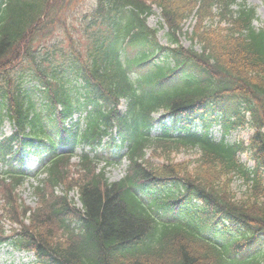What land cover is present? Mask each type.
Instances as JSON below:
<instances>
[{
    "label": "trees",
    "instance_id": "obj_1",
    "mask_svg": "<svg viewBox=\"0 0 264 264\" xmlns=\"http://www.w3.org/2000/svg\"><path fill=\"white\" fill-rule=\"evenodd\" d=\"M83 1L0 0V122L15 128L0 142L2 216L20 226L5 236L0 218V246L32 252L37 264H264V26L253 25L255 9L247 0L236 10L238 0H89L81 15ZM154 8L166 47L148 26ZM85 111L80 129L70 121ZM160 112L179 129L155 119ZM213 112L225 133L252 129L249 143L212 142ZM113 131L128 168L111 183L97 151ZM35 142L48 157L31 208L19 196L29 178L20 154ZM181 154L195 159L176 162Z\"/></svg>",
    "mask_w": 264,
    "mask_h": 264
},
{
    "label": "rangeland",
    "instance_id": "obj_2",
    "mask_svg": "<svg viewBox=\"0 0 264 264\" xmlns=\"http://www.w3.org/2000/svg\"><path fill=\"white\" fill-rule=\"evenodd\" d=\"M83 6L81 7V15L86 13L87 8L91 5V2L89 0L83 1ZM247 4L256 9V13L258 16V21L255 23L256 28H261L264 25V0H247ZM79 10V9H78ZM160 21L158 11L155 12V15L150 17L148 20V25L151 28L158 27V23ZM190 23H188L185 27V30L190 28ZM159 39L163 45L167 44V40L165 37V31H160L159 33ZM182 44L186 47L189 48L191 45L190 41L186 39L185 37H182ZM198 49V47H196ZM201 127H197L198 130H200ZM213 137L217 140H219L220 136V131L219 128H215L214 130ZM157 130H154L153 133H156ZM12 133V128L9 124L8 121H5L1 126H0V140L4 137L9 136ZM252 132L249 130H239L232 135H230L227 140L229 142H234V141H240V140H245L247 141ZM45 157V153L42 152L40 149L37 147H33L31 149H28L24 153V162L26 169L28 170L29 173L33 174L36 173L38 170L41 169L42 167V160ZM190 159H195V157L192 154H181L176 157V162H184ZM242 161L246 162L248 166L252 167L254 164V161L249 158L247 154L242 156ZM72 164H77L76 159L71 161ZM127 164L125 161L121 164L115 163L114 166L111 168L107 169V177L111 182H116L122 179L125 175V171L127 168ZM103 165V164H102ZM101 165V166H102ZM73 177L77 176V168L72 167V174ZM37 185V181L34 179H31L28 184H26L19 193V196L21 200L23 201L25 206L34 208L37 205V199L34 194V186ZM234 189L237 192L238 196H241V194L244 192L245 188L243 186V182L236 179L234 183ZM58 193L61 194L60 191ZM71 199L74 198L75 201H78L76 196L74 194L70 195ZM2 208H3V199L1 197L0 193V218L1 220V225L5 231L9 230L10 228H20L16 224H13L11 221L7 220L6 218H3L2 216ZM6 216V215H5ZM262 244L261 248H264V238L261 239ZM260 248V249H261ZM35 261V258L32 254H26L22 253L16 250H13L10 246H3L0 248V264H33Z\"/></svg>",
    "mask_w": 264,
    "mask_h": 264
}]
</instances>
